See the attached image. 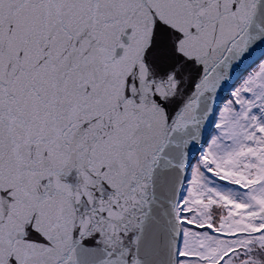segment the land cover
<instances>
[{
  "label": "snow or ice",
  "instance_id": "1",
  "mask_svg": "<svg viewBox=\"0 0 264 264\" xmlns=\"http://www.w3.org/2000/svg\"><path fill=\"white\" fill-rule=\"evenodd\" d=\"M0 264H264V0H0Z\"/></svg>",
  "mask_w": 264,
  "mask_h": 264
},
{
  "label": "water",
  "instance_id": "2",
  "mask_svg": "<svg viewBox=\"0 0 264 264\" xmlns=\"http://www.w3.org/2000/svg\"><path fill=\"white\" fill-rule=\"evenodd\" d=\"M209 131H211V129H209Z\"/></svg>",
  "mask_w": 264,
  "mask_h": 264
}]
</instances>
